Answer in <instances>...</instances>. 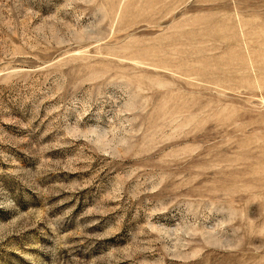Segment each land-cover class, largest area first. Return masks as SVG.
Wrapping results in <instances>:
<instances>
[{
    "label": "rangeland",
    "instance_id": "1",
    "mask_svg": "<svg viewBox=\"0 0 264 264\" xmlns=\"http://www.w3.org/2000/svg\"><path fill=\"white\" fill-rule=\"evenodd\" d=\"M0 264H264V0H0Z\"/></svg>",
    "mask_w": 264,
    "mask_h": 264
}]
</instances>
